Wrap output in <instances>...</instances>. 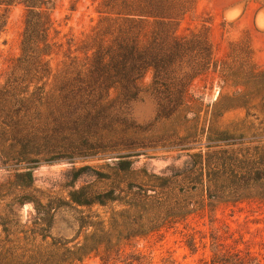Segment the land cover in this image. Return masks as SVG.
Instances as JSON below:
<instances>
[{
	"label": "trees",
	"instance_id": "16d2710c",
	"mask_svg": "<svg viewBox=\"0 0 264 264\" xmlns=\"http://www.w3.org/2000/svg\"><path fill=\"white\" fill-rule=\"evenodd\" d=\"M196 1L101 0V17L87 36L86 59H73L67 71L54 76L47 60L51 19L43 0H0V6L24 3L28 8L21 55L0 88V159L3 164H26L24 170L14 168V178L21 180L0 183V205L10 207L0 211V264H81L91 254L99 255L102 264H153L136 249L137 237L183 223L199 212L206 213L212 225L222 204L264 200V105H247L264 101V67L256 63L250 40L244 49L233 45L219 62L208 31L181 36L179 21ZM5 25L0 16V34ZM211 68L219 70L224 82L242 87L221 93L211 122L237 107L246 109L247 119H261L262 131L247 141V149H236L242 142L228 140L227 130L210 135L205 149L186 141L178 130L176 136L184 139L179 150L201 148L179 164L150 174L139 169V181L103 190L90 184L76 187L84 170H91L88 175L97 180L108 178L88 165L71 176L70 201L44 204L34 197L35 163L140 148L121 143L123 138L113 133L125 123L140 126L127 118L131 104L147 93L156 102V121L181 114L189 105V86ZM149 70L153 76L145 87L141 80ZM242 99L246 103L235 102ZM132 155L113 156L116 170L135 172ZM28 202L37 214L31 225H20L12 216L14 208ZM95 205L107 210H95ZM66 207L74 211L69 227H77L76 233L56 237L52 229ZM211 238L214 264H261L249 253L219 248L214 233ZM188 245L195 247L193 239Z\"/></svg>",
	"mask_w": 264,
	"mask_h": 264
},
{
	"label": "rangeland",
	"instance_id": "374dc122",
	"mask_svg": "<svg viewBox=\"0 0 264 264\" xmlns=\"http://www.w3.org/2000/svg\"><path fill=\"white\" fill-rule=\"evenodd\" d=\"M100 2L101 0H43V8L50 14L51 19L48 36L51 48L47 60L54 76L67 71L66 66L72 64L73 59L77 58L78 63H83L86 59L87 36L101 17ZM27 13L28 8L24 3L0 6V16L6 22L0 34V88L21 55ZM258 15L264 23V0H197L194 9L179 21L178 33L184 36L195 31H208L214 45L215 59L219 62L228 57L233 45L236 50L244 49L250 40L256 63L264 67V28L257 23ZM152 76V70H149L141 80L142 85L149 86ZM241 88L224 82L219 70L211 68L199 74L189 86V105L186 110L159 121L155 119L156 102L145 93L131 104L126 114L129 121L141 127L125 123L118 125L116 132H113L116 137L123 138L121 143L126 141L130 146L139 145L140 148L37 162L33 173V186L37 189L34 197L44 204H55L58 199L70 201L69 193L74 183L71 176L88 165L107 173L108 178L97 180L88 175L91 170H84V174L75 183L76 187L90 184L95 190L114 186L124 188L130 181L140 180L143 173L137 171L139 169H146L150 174L172 164L181 163L189 153L205 149L210 135H221L216 133L218 130H227L228 134L224 135H231L228 140L242 142L235 146L236 149H247L251 145L247 141L255 139L262 131L261 119H247L246 109L237 107L211 122L215 102L221 93L240 91ZM114 95L115 92L111 91V96ZM244 101L246 99L235 102L244 104ZM247 105L251 109H259L264 105V101L255 99ZM146 128V131H142ZM178 130H181L186 141L201 148H193L190 152L179 150L178 147H182L184 139L176 136ZM120 153L135 154L130 157L134 161L135 172L116 170V158L113 156ZM25 165L3 164L0 159V183H16L21 180L14 178L17 171L14 168H21V171ZM4 207L6 211L10 209L4 203L0 205V211H3ZM80 208L86 210L84 206ZM14 209L12 216L20 225H31L37 214L32 202L15 206ZM94 209L104 211L107 207L95 205ZM72 213L74 211L66 207L57 215L55 227L52 229L56 237L72 238L75 235L77 227H69L72 225ZM212 233L217 237L215 245H221L219 248L249 253L264 264V200L251 198L222 204L215 211V221L212 225L208 215L199 212L189 216L183 223L137 237L133 243L153 264H214ZM188 239H193L195 247L188 245ZM81 264L102 262L99 255L91 254Z\"/></svg>",
	"mask_w": 264,
	"mask_h": 264
},
{
	"label": "water",
	"instance_id": "95a60500",
	"mask_svg": "<svg viewBox=\"0 0 264 264\" xmlns=\"http://www.w3.org/2000/svg\"><path fill=\"white\" fill-rule=\"evenodd\" d=\"M257 23L260 24L262 26V28H264V23L261 20V16H257Z\"/></svg>",
	"mask_w": 264,
	"mask_h": 264
}]
</instances>
